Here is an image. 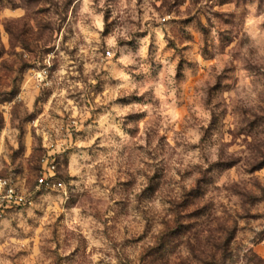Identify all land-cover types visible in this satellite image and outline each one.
I'll return each instance as SVG.
<instances>
[{"label": "rangeland", "instance_id": "rangeland-1", "mask_svg": "<svg viewBox=\"0 0 264 264\" xmlns=\"http://www.w3.org/2000/svg\"><path fill=\"white\" fill-rule=\"evenodd\" d=\"M127 5L0 0V175L28 199L0 261L238 264L247 240L264 264V162L226 151L264 144V0Z\"/></svg>", "mask_w": 264, "mask_h": 264}, {"label": "clouds", "instance_id": "clouds-1", "mask_svg": "<svg viewBox=\"0 0 264 264\" xmlns=\"http://www.w3.org/2000/svg\"><path fill=\"white\" fill-rule=\"evenodd\" d=\"M89 2V0H86V3ZM104 0H100V4L101 6H103ZM121 3L124 7H127V0H121ZM136 0H132V5L133 7L135 6ZM8 15H16V14H12V13H8ZM132 19H136L135 15H133ZM262 19H264V17H262ZM96 24L97 27H102V25L100 24V20L99 18L96 19ZM254 23V22H253ZM127 31L128 29L125 28L123 30H119L118 34L123 36L125 39H127ZM213 35L215 36V33H213ZM251 35V34H250ZM252 39L256 40V36L252 35ZM107 43L109 44V46H112L114 44V40L113 39H109L107 41ZM111 55V53H110ZM244 55H247V49L244 50ZM144 53H141V57L143 58ZM193 68L189 67L188 65H185V67L181 70V74L183 76H187V77H191L192 72H193ZM170 71V76L174 77L176 75V73L174 71ZM169 84H172V80H169ZM22 87H26V85L22 86ZM157 95H159V93H157ZM170 95L173 98V101L175 102V90L173 89V91L170 93ZM20 99H24V97H20ZM28 108L29 111H31V103H28ZM118 115H123V113L117 112ZM205 117L207 118V114H204ZM39 123V122H37ZM107 130H104V132H102L101 134L104 135L106 134ZM225 141H229L231 140V137L229 136H225L224 137ZM4 151L3 147H2V140H0V153H2ZM227 153L234 157L235 159H238L240 161V168H241V172H244V169L247 168L248 165H259L260 163L264 162V144H261L258 141H249V144L247 146H242L240 148H233V147H227L226 148ZM208 159L210 162H215L217 160L216 155L214 154H208ZM75 173H73L74 175ZM174 175V173H173ZM254 175H260V176H264V170H260L259 172H255ZM143 179V177H141V180ZM244 179H247V176L244 177ZM0 187H2V183H0ZM69 228H71V225H69ZM257 231H259V229H257ZM194 244L196 242H193ZM252 250V245L247 241H243V244L241 246V249L239 251V262L238 264H247V260L245 259L246 255H250ZM93 259H95V257H93ZM0 264H6L5 261H0Z\"/></svg>", "mask_w": 264, "mask_h": 264}, {"label": "built area", "instance_id": "built-area-1", "mask_svg": "<svg viewBox=\"0 0 264 264\" xmlns=\"http://www.w3.org/2000/svg\"><path fill=\"white\" fill-rule=\"evenodd\" d=\"M108 53H110V50H108ZM54 168V163H51L45 170H42L37 177L38 182L47 186L61 185V180L54 177ZM0 183H2V187H0V211L27 202L28 199L25 192L15 180L0 175Z\"/></svg>", "mask_w": 264, "mask_h": 264}]
</instances>
